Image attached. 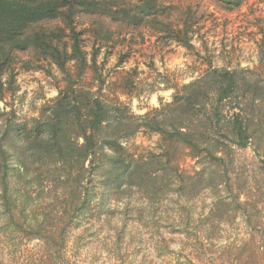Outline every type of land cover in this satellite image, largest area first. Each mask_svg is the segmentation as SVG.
<instances>
[{"label": "trees", "instance_id": "trees-1", "mask_svg": "<svg viewBox=\"0 0 264 264\" xmlns=\"http://www.w3.org/2000/svg\"><path fill=\"white\" fill-rule=\"evenodd\" d=\"M246 1L217 0L227 9L240 7ZM257 1L264 3V0ZM168 7L169 0H0V60H9L12 51H34L49 59L68 79L49 115L42 122L37 121L35 136H22V125L14 126L15 132L23 137L20 138L21 154L31 152V156L25 153L21 158L16 156L15 166L10 162V170L5 171L6 153L11 152H5L0 139V210L3 213L0 264H99L102 260L109 264H133L134 258L115 245L107 246L105 257L101 258L99 251L82 257L79 248L86 241L85 234L89 238L93 236L88 233L91 228H85L71 245L67 231L91 220V212L96 208V213L105 214L108 203L117 202L124 192L130 197L137 190V194L152 200L155 192L164 193L178 179L185 198L196 199L203 191L208 192L210 199L206 216L192 222L193 226H186L180 217L171 219L170 209L156 210L158 213L166 210L165 223L173 226L172 231H179L181 224L187 228L181 240L187 255L184 260L197 259L202 264H264V177L257 180L260 187L254 194L249 190H234L233 186L244 180L230 176L225 165L226 158L231 157V143L240 149L246 148L253 131L256 147L264 145V117L259 115L264 105V81H246L237 70L212 68L206 75L184 85V91L178 90L172 103L135 116L118 98L109 100L102 96L101 86L94 90L92 83L84 80L87 72L95 73L96 61L75 29L78 14L100 15L137 27L150 18L163 16ZM52 21H60L63 26L30 29ZM163 26L170 39L184 48L194 49L187 22L180 28ZM64 38L70 42L68 48L66 43L62 44ZM72 62L80 71L75 79L69 71ZM243 87L246 91L254 90V99L247 100L249 104L244 109L237 102V94ZM231 100L242 114L234 111L227 118L221 103ZM253 100L254 130L247 113L253 110ZM142 128L162 137L160 149L165 166L160 170L153 168L149 159L134 153L128 144ZM229 131L235 139L229 138ZM256 147L254 143V151ZM180 150H187L188 157L201 164L195 175H183L178 162L172 163V157ZM32 161L41 166H54L52 173L57 177L48 175L47 179L54 178L53 183L64 180L62 190L41 185L36 193L28 189L18 176V169L27 168ZM56 165L60 169H55ZM73 173L77 185L66 187ZM134 211L138 216L148 214L150 218L155 214L152 207L138 209L128 202L124 210L127 220H135L131 217ZM230 219L243 224V236H219L227 224L231 226L229 230H235L227 221ZM29 241L37 243L24 246ZM163 244L162 240L159 249L166 251ZM180 253L169 264H182Z\"/></svg>", "mask_w": 264, "mask_h": 264}, {"label": "rangeland", "instance_id": "rangeland-1", "mask_svg": "<svg viewBox=\"0 0 264 264\" xmlns=\"http://www.w3.org/2000/svg\"><path fill=\"white\" fill-rule=\"evenodd\" d=\"M186 22L192 31L194 49L184 48L170 39V34L163 26L169 24L172 29L180 28ZM74 23L90 56L95 55V73L93 70L87 72L84 80L91 82L94 90L101 86L100 94L105 98H118L135 116L172 103L178 90L184 91V85L206 75L212 68L237 70L238 75L246 81H264V3L257 0H248L235 9L224 8L217 0H169V7L163 16L150 18L143 26L137 27L113 22L104 16L86 14H78ZM57 26L63 25L60 21H52L30 29H53ZM65 43L68 48V38L62 39V44ZM10 55L9 60H0V139L6 148L5 152H11L6 153L5 171L10 170V162L15 166L16 156L21 158L24 155L25 152L22 155L19 150L22 144L20 138L33 137L38 133L37 121L41 119L42 122L49 115L59 91L65 89L68 80L49 59L37 52L12 51ZM69 71L73 79L80 72L75 62L69 64ZM237 98L238 106L244 109V105L249 104L251 98L254 99V90L246 91L243 87ZM252 106L253 110L247 113L250 114L251 128L254 130V100ZM239 107L232 100L221 103L227 118L234 111H240ZM259 115L264 117V105ZM17 124L22 125L21 131H24L21 137L14 129ZM140 130L129 139V146L138 156L149 159L155 166L153 168H164V157L160 149L163 145L162 137L144 128ZM229 132V138L235 139ZM254 143L256 147L253 131L246 148L240 149L233 142L230 145L231 157L226 158L225 163L227 173L244 180L235 184L234 190H249L254 194L260 187L256 182L264 177V145L262 143L254 151ZM25 154L31 156V152ZM176 161L183 175L193 176L200 170L201 164L188 157L187 150L177 151L172 157V163ZM52 169L54 166H41L37 161H32V164H27V168L18 169V176L35 193L41 190V186H56L62 190L64 180L63 183L51 182L54 180L50 179L51 176L57 177L55 173L53 175ZM55 169L60 168L56 165ZM74 181L73 173L66 187H75L77 184ZM175 181V185L163 190L164 193L155 192L152 200L133 190L130 197L129 193L124 192L117 202L110 201L105 214L96 213L97 208L92 210L91 220L72 226L67 231L69 245L85 228H91L88 233L93 236L89 238L85 234L86 241L79 248L82 257H88L95 251L100 252L101 258L105 257L107 246L115 245L130 258H134L133 264H169L180 252L182 264H202L197 259H188L190 262L184 260L186 253L182 250L181 240L184 233H187L185 225L193 226L192 222H199L206 216V207L210 203L208 192L202 191L198 198L189 200L180 188L179 179ZM43 202L48 204L49 200ZM128 202L138 209L152 207L155 210L154 217L150 218L148 214L138 216L137 210L131 215L135 220H127L124 210ZM162 209L172 210L171 219L178 220L180 217L185 225H179V231L175 229L178 232L172 231L173 226L165 223L166 210L161 213L156 211ZM1 220L3 213L0 210V227ZM227 221L235 230H229L231 226L227 224L219 233L220 237L243 236V224L239 220ZM189 232L192 231L189 229ZM162 240L163 246L167 247L166 251L159 249ZM36 243L29 241L24 246L32 247ZM97 263L109 264L107 260Z\"/></svg>", "mask_w": 264, "mask_h": 264}]
</instances>
